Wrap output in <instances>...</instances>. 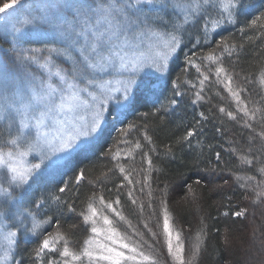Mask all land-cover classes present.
I'll list each match as a JSON object with an SVG mask.
<instances>
[{
    "label": "snow or ice",
    "instance_id": "1",
    "mask_svg": "<svg viewBox=\"0 0 264 264\" xmlns=\"http://www.w3.org/2000/svg\"><path fill=\"white\" fill-rule=\"evenodd\" d=\"M17 4L18 0H12L11 5L0 7V13ZM241 5L242 0H171L170 4L169 0H28L25 15L13 22L10 29L7 19L4 25H0V36L9 45L8 50L0 54V233L4 240L0 244V264H13V261L14 264H24L23 256L16 257L14 252L17 230L21 234L31 233L39 240L27 254L30 264L42 261L45 256L50 257L46 264H157L153 253L158 233L150 227L149 220L142 221L148 236L135 228L132 234L127 231L121 234L115 226L126 221L118 210L122 188H129L127 196L133 205L137 204L133 188L129 187L134 184L130 173L123 175L122 179L118 177L120 183L113 181L115 199L109 197L106 200L104 194L94 191L86 197V207L82 202V210L77 213L75 200L80 199L79 192L72 200L63 197L70 187L79 189L85 171L76 169L73 178L61 179L50 188L51 181L46 178L45 169L57 167L65 157L71 158L72 153L89 151L103 134L109 113L125 118L119 121L122 126L116 131L127 135L130 130L143 127L135 122L125 123L129 111H135L138 101L143 100L145 107L151 104V108L138 118L152 116L162 119L161 113L167 116L174 111L187 93L180 90L179 76L170 77L169 64L170 58L183 45L186 27L196 28L203 21L199 29L203 45H212L209 25L212 29L222 30L225 23H238ZM25 26H30L43 42L33 40V33L18 36ZM246 29L264 38V10L244 20V27L239 31L244 33ZM36 43L40 46H33ZM198 47L201 48L199 54L195 51ZM233 48H229L226 38L221 37L204 54L201 38L197 36L191 56L185 54L186 63L194 66L202 77L199 78L200 89L194 93L195 100L190 102L195 104L204 99L201 94L203 86L212 74L211 68L204 73L200 71L201 65L194 63L202 57L217 65L214 69L216 82L222 84L235 101L237 111L245 118L244 126L255 131L251 121H257L264 129V110L249 109L241 98L246 91L241 81H246L247 77L235 79L240 74L234 69L229 71L221 62L225 53L232 55ZM39 53L47 55L41 60ZM59 58L69 62L71 67L58 64ZM33 64L43 70L46 80L31 71ZM53 77L57 82H53ZM261 83H264V69L261 70ZM169 85L172 95L162 100L163 91ZM219 112L232 120L237 118L233 111L224 107H220ZM258 112L261 113L259 118ZM199 116L206 119L204 112ZM196 133L194 126L179 137L177 143L186 142L191 147L189 138ZM258 135L264 139V130ZM145 139L151 140L147 134ZM253 139L248 137L250 142ZM136 147L139 148L140 144L137 143ZM171 153L169 146L165 155ZM101 155H112L116 159L119 153L109 151ZM30 156L38 162H31ZM216 160L218 164L219 153H216ZM239 160L253 164L250 155H240ZM147 164L143 182L137 180L135 183L142 184L140 193L144 192L145 186L148 187V206L151 208L150 158ZM116 167L121 174L126 172L123 165L118 163ZM258 172L264 176V165L258 168ZM236 179L255 181L256 177L237 176ZM33 185H36L35 189ZM240 187L251 188L256 199L264 197V180L255 185L241 184ZM166 192L167 185L161 195ZM160 206L163 238L172 264H193L199 254V244L192 247L186 258L181 232L170 223L164 199L160 200ZM45 208L53 216L40 219V210ZM245 212L246 209L241 208L233 215L242 217ZM66 213L77 214L89 233L78 251L69 247V240L60 231L61 218ZM139 213L143 216V203L139 205ZM154 213L153 209L150 217ZM53 218L57 227L44 233L43 229L51 227ZM128 226L131 228L130 224ZM13 227L17 230L5 231ZM61 241L63 247L58 250Z\"/></svg>",
    "mask_w": 264,
    "mask_h": 264
},
{
    "label": "trees",
    "instance_id": "2",
    "mask_svg": "<svg viewBox=\"0 0 264 264\" xmlns=\"http://www.w3.org/2000/svg\"><path fill=\"white\" fill-rule=\"evenodd\" d=\"M26 2L28 0H18L21 5ZM9 3H12V0H0V7ZM262 10H264V0H242L238 23H225L222 30L212 29L209 25L212 33L209 36L212 45L209 46L203 45V36L199 31L203 21L196 28L186 27L183 45L170 59L169 64L170 77L175 79L179 76L182 85L180 90L187 93L179 106L174 111H170L167 116L161 113L162 119L152 116L138 118L151 108L150 103L145 107L143 100L138 101L135 111H129L125 123L135 122L143 127L130 130L127 135L116 131V128L122 126L119 121L125 118L109 113L103 134L89 151L74 153L71 163L66 164L61 172H56L55 176L45 174L51 181L49 187H54L61 179L73 178L76 169H83L86 175L79 189L70 187L63 197L65 200H72L79 192L80 199L75 200L77 213H79L82 210L80 207L82 202L86 207V197L94 191L104 194L106 200L109 197L114 199L116 188L113 181L120 183L123 175L130 173V178L136 187L133 195L136 196L139 192V197L136 198L137 204L133 205L127 196L129 188H122V209L126 217L127 214L129 215V221L133 220L138 230L146 232L142 221L149 220L151 227L158 214L155 212L151 217L149 214L159 205L161 197L152 198L151 208H149L150 198L147 190L144 189V192L140 193L142 184H136L135 181L143 182L144 170L148 168L147 159L150 158L152 168L148 173L149 181L154 185L153 188L159 191V196L161 190L167 185L166 201L171 211L174 229L181 232L186 258L190 255L192 247L198 243L199 254L193 264H264V197L256 199L251 188L240 187L241 184L255 185L264 180V176L258 172V168L264 165V139H261L258 133L264 129L257 121H251L255 131L244 126L245 118L237 111L235 101L223 85L216 82L214 69L217 65L215 62L203 60L202 57L194 63L200 64V71L204 73L211 68L212 74L203 86L201 94L204 99L195 104L191 103L190 101L195 100V91L200 89L199 78L202 77H199L194 66L190 67L185 61L186 53L191 56L197 36L201 38L204 54H207L209 47L214 46L221 37L226 38L227 46L233 48L235 45V48L231 56L225 53L221 57L223 66L229 71L234 69L236 73H239L240 75L235 77L237 80L247 77L246 81H241L246 89L241 94V98L249 109L255 107L264 110V83H261V70L264 69V47L261 46L264 45V38L248 29L244 33L239 31L241 27H244L245 19H250L252 15ZM179 15L182 19V14ZM33 46H40V43ZM8 47L6 39L0 36V54L5 53ZM195 51L199 54L201 48L198 47ZM37 55L42 60L47 53ZM57 63L64 68L71 66L63 58L57 59ZM32 70H37L35 64L31 66ZM170 89L169 85L163 91L162 100L164 97H171ZM220 107L233 111L237 118L232 120L219 112ZM200 112H204L206 119L200 118ZM260 114V112L257 113L258 118ZM198 120L200 123L196 124ZM194 126L197 133L189 138L191 147L186 142L182 145L178 144V138L186 135L188 129ZM145 134L151 140L145 139ZM249 136L254 137L251 142L248 140ZM137 143L140 144L139 148L136 147ZM169 146L172 148V153L165 155ZM232 149L237 151L233 152ZM109 151L113 154L118 152V157L113 159L112 155L107 157L101 155L102 152ZM216 153L220 154L218 164ZM240 155L252 156L253 164L242 163L239 160ZM118 163L125 167L124 174H121L116 167ZM237 176H255L256 179L255 181L237 180ZM198 180L199 183H197ZM35 188L36 185H33V189ZM153 192L155 193L154 190ZM141 203L144 204L143 216L139 213ZM241 208L246 209L244 216H234L233 213ZM40 211L41 219L45 216H53V213L46 208ZM56 227L55 218H53L51 227L43 231L51 232ZM8 230L17 229L14 227L5 229V231ZM60 231L69 240V247L77 251L82 247L83 238L89 234L82 226V219L77 214L68 213L61 218ZM198 233L199 239H197ZM3 242V234L0 233V244ZM38 243L39 240L33 238L31 233L30 235L21 234L17 230L15 256H23L24 264H30L27 254ZM62 247L61 241L57 248L62 250ZM154 248L153 255L157 264H172L166 244L162 247L159 241H156ZM32 256L35 259L34 253ZM49 258L45 256L36 264H46Z\"/></svg>",
    "mask_w": 264,
    "mask_h": 264
},
{
    "label": "rangeland",
    "instance_id": "3",
    "mask_svg": "<svg viewBox=\"0 0 264 264\" xmlns=\"http://www.w3.org/2000/svg\"><path fill=\"white\" fill-rule=\"evenodd\" d=\"M169 1H171V0H169ZM27 3L28 2H26L23 5H21L20 3H18L17 5H13L11 9H7L5 11V13H0V25H4L5 24V21L7 19V26L10 29L11 28V24L13 22H15L18 18H22L25 15V11H26V8H27ZM9 4L11 5L12 3H9ZM17 26H19V25H17ZM26 33H33V40H39L40 42H43L42 41V38H38V37L35 36L34 30L30 26H25V28L22 29V32L21 33H18L17 35L18 36L19 35H24ZM70 67L71 66H69V68ZM36 68H37V70H32V72L35 73V75L41 77V79H45L46 80L47 79V75L43 72V70L40 69L39 67H37V65H36ZM53 82L54 83L57 82V78L56 77H53ZM25 131H27V130H25ZM33 132H34V130H33ZM73 154L74 153L71 154V157L73 156ZM28 159L31 162H33V163L38 162V160L37 159H33L32 156L28 157ZM71 159L72 158L65 157L63 160H61L58 163L57 167H55V168H46L45 169V174H47V175L50 174L52 176H55L56 175V172H61L64 169V167H65L66 164L71 163ZM148 183H149V185L151 186V189H152L151 199L152 198L159 199V197H161V199H164L166 201V199H167L166 196L165 195L164 196H162V195L159 196V193H158L159 191L156 188H153L154 185L151 183V181H149ZM140 186H142V185H140ZM140 186H138V187H140ZM132 188H133V191L136 189L135 184L132 185ZM144 189H146L147 192H148V187L147 186H145ZM128 190L129 189H127V191ZM153 190L155 191V193L153 192ZM138 197H139V192L137 193L136 196H134V198H138ZM114 199H115V197H114ZM166 204H167V207H168V210H169V206H168L167 201H166ZM44 210L45 209H43V211ZM118 210L121 211L122 214L125 216L126 221H120L118 223V225H115V226L118 227V230L121 232V234H124L126 231L128 232V234H132V230L131 229H133V228L137 229L136 228V224L133 222V220L132 221H129V219H128L129 215L128 214H127V217H126V213L122 209V203H121V206L118 208ZM155 212L158 214V217L156 216V219H154L151 227L153 226L152 227L153 231H155V232L158 233V237L156 238V241H159V244H161V246L163 247L166 243L164 242V238H163V214H162V211H161L160 201H159V205L155 208ZM169 214H170V223L172 224L171 211L170 210H169ZM115 219L118 220V218H115ZM157 221L159 222L158 224H157ZM129 224L131 225V228H129V226H128ZM172 226H173V224H172ZM47 227L48 226H45V228L43 230H46ZM158 228H159V230H158ZM173 228H174V226H173ZM142 232H144V231H142ZM144 234L146 236L149 235L147 233V231L144 232ZM26 235H30V233H28ZM163 264H167V263H163Z\"/></svg>",
    "mask_w": 264,
    "mask_h": 264
}]
</instances>
